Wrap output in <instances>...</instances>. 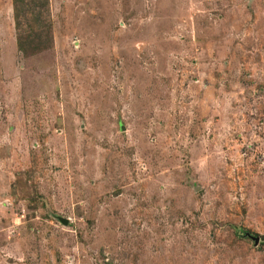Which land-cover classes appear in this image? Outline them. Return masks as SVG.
Instances as JSON below:
<instances>
[{"label": "rangeland", "instance_id": "rangeland-1", "mask_svg": "<svg viewBox=\"0 0 264 264\" xmlns=\"http://www.w3.org/2000/svg\"><path fill=\"white\" fill-rule=\"evenodd\" d=\"M45 2L0 0V264H264V0Z\"/></svg>", "mask_w": 264, "mask_h": 264}, {"label": "trees", "instance_id": "trees-1", "mask_svg": "<svg viewBox=\"0 0 264 264\" xmlns=\"http://www.w3.org/2000/svg\"><path fill=\"white\" fill-rule=\"evenodd\" d=\"M26 0H11L12 6V18L15 28L18 30V24L16 23L15 13H16V6L18 2H25ZM47 1V0H46ZM45 2V0H44ZM47 5V2H45ZM39 26V25H38ZM37 26V27H38ZM37 32H41L40 28H37ZM49 42L43 39L41 35H25L19 36L17 35L15 39V46L17 51L23 56L27 57L29 55H33L39 52L46 50L49 46Z\"/></svg>", "mask_w": 264, "mask_h": 264}, {"label": "crops", "instance_id": "crops-1", "mask_svg": "<svg viewBox=\"0 0 264 264\" xmlns=\"http://www.w3.org/2000/svg\"><path fill=\"white\" fill-rule=\"evenodd\" d=\"M14 44H15V41H14ZM15 52L17 53V54H19L20 56V60L22 61V62H24L25 61V58H28L29 57V59L30 58H33V57H35V56H37V55H39V54H41L42 52H39V53H36V54H33V55H30V56H27V57H23L18 51H17V49H16V46H15Z\"/></svg>", "mask_w": 264, "mask_h": 264}, {"label": "water", "instance_id": "water-1", "mask_svg": "<svg viewBox=\"0 0 264 264\" xmlns=\"http://www.w3.org/2000/svg\"><path fill=\"white\" fill-rule=\"evenodd\" d=\"M63 223L65 224V221Z\"/></svg>", "mask_w": 264, "mask_h": 264}]
</instances>
